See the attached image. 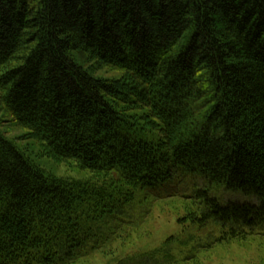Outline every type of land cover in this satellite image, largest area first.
Segmentation results:
<instances>
[{
  "label": "trees",
  "instance_id": "16d2710c",
  "mask_svg": "<svg viewBox=\"0 0 264 264\" xmlns=\"http://www.w3.org/2000/svg\"><path fill=\"white\" fill-rule=\"evenodd\" d=\"M0 112L75 171L0 130V264H210L264 229V0H0ZM171 199L190 227L140 250Z\"/></svg>",
  "mask_w": 264,
  "mask_h": 264
},
{
  "label": "rangeland",
  "instance_id": "374dc122",
  "mask_svg": "<svg viewBox=\"0 0 264 264\" xmlns=\"http://www.w3.org/2000/svg\"><path fill=\"white\" fill-rule=\"evenodd\" d=\"M96 75H102L104 77H111L117 73L112 71H102L98 70L95 72ZM0 118H2V123L0 125V130L10 138L20 139L17 141L19 146H29L30 147V157L34 163L40 166L42 169L48 172H53L57 176H65L68 174H74L75 171L72 170L67 164L53 162L50 158L41 156L38 153L40 151L38 145L31 140L26 138V130L22 128L15 127L8 122L7 117H2L0 112ZM39 154V155H38ZM189 180V177L188 179ZM197 183L190 180L186 182L179 183L180 186L187 184H201L200 180H196ZM174 186V185H173ZM210 195L217 199L220 203L226 204L228 202H239L248 203L253 205H258L259 201L253 194L244 193L240 189L228 188L226 185H214L212 189L209 190ZM175 203L176 207H170L167 214L163 215L158 219L152 227H155L154 234L139 243L140 250H150L159 246L166 237L177 234L180 232L181 227H190V222L188 219H184L185 210L181 206L178 199H171ZM170 200V201H171ZM171 201L172 204H174ZM178 218H183L178 221ZM215 227V226H214ZM264 229H260L257 235L254 237H249L246 241L241 243H233L224 248H217L214 250V255L210 258V264H264V234L262 233ZM264 232V231H263ZM80 260L76 264H114L115 261L109 260L107 258L95 257L91 260Z\"/></svg>",
  "mask_w": 264,
  "mask_h": 264
}]
</instances>
